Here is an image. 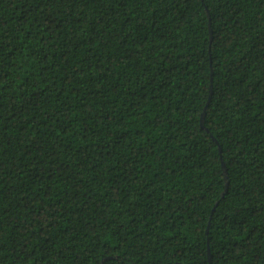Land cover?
<instances>
[{"label":"trees","instance_id":"1","mask_svg":"<svg viewBox=\"0 0 264 264\" xmlns=\"http://www.w3.org/2000/svg\"><path fill=\"white\" fill-rule=\"evenodd\" d=\"M0 264H264V0H0Z\"/></svg>","mask_w":264,"mask_h":264},{"label":"water","instance_id":"2","mask_svg":"<svg viewBox=\"0 0 264 264\" xmlns=\"http://www.w3.org/2000/svg\"><path fill=\"white\" fill-rule=\"evenodd\" d=\"M223 169H224V171H225V168H224V166H223ZM224 177L227 179V176H226V175H225ZM225 184H227V181H226V183H225Z\"/></svg>","mask_w":264,"mask_h":264}]
</instances>
